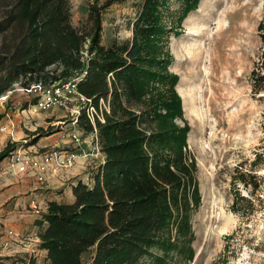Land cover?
Returning <instances> with one entry per match:
<instances>
[{
    "label": "trees",
    "instance_id": "trees-1",
    "mask_svg": "<svg viewBox=\"0 0 264 264\" xmlns=\"http://www.w3.org/2000/svg\"><path fill=\"white\" fill-rule=\"evenodd\" d=\"M115 1L120 0L88 6L92 55L86 59L81 53L85 36L70 23L69 0H15L10 12L21 36L0 56V94L21 78L29 83L76 74L79 92L96 105L108 95L114 110L123 109L121 96L127 104L146 96L149 101L139 114L124 110V118L106 115L104 124L97 121L107 157L92 185L78 180L72 186L73 201H51L36 222L39 247L46 250L49 264H178L174 255L185 262L194 256L190 216L199 204V192L195 162L188 161L184 151L190 126L172 120L182 117V106L175 88L178 76L168 71L172 56L164 43L199 0H179V14L170 28L162 13L169 0H143L130 40L106 47L100 44L101 11ZM258 29L264 43V20ZM56 63L63 69L49 67ZM253 75L254 83L264 88V75ZM155 84L161 88L152 94ZM149 115L157 125L146 134L138 127ZM83 118L80 122L91 130ZM7 147L0 161L14 146ZM236 175L257 187L253 174ZM243 200L251 204L237 191L232 209L237 211ZM88 250L92 253L83 261Z\"/></svg>",
    "mask_w": 264,
    "mask_h": 264
},
{
    "label": "rangeland",
    "instance_id": "rangeland-1",
    "mask_svg": "<svg viewBox=\"0 0 264 264\" xmlns=\"http://www.w3.org/2000/svg\"><path fill=\"white\" fill-rule=\"evenodd\" d=\"M14 2L0 0V56L21 36L20 27L10 17ZM104 2L69 0L70 23L85 36L81 47L85 59L92 55L88 51L91 21L87 8L91 4L101 6ZM142 2L120 0L102 10L100 44L107 47L115 41L130 40L132 22ZM179 5V0H169L168 8L162 11L169 28L175 26ZM261 20H264V0H199L196 9L188 12L182 20L179 31L175 34L172 29L165 40V48L172 56L168 71L178 76L175 88L182 106V117L172 120L178 126L184 121L190 126L184 151L187 160L190 158L195 162L194 177L199 192V204L190 216L194 256L185 262L181 256L174 255V259L180 261L178 264H264V88L254 83L253 75V72L264 75V63L261 65L264 43L258 29ZM51 68L61 70L63 65L56 63ZM110 76L108 74V78ZM16 82L28 84L26 78ZM155 87L152 94L161 88L156 84ZM111 99L108 95L99 101L104 120L101 124H104L106 115L119 120L127 116L126 112L139 114L149 103L148 96L130 104L121 96L119 100L123 109L116 107L114 110ZM32 102V95L15 91L0 106V124L5 123L7 117L12 118L17 140L12 141L8 134L0 132V152L6 146H14V149L20 139H26L25 145L31 144L32 149L41 151L57 144L64 129H79L87 141L92 138L91 131L80 121L77 125L71 124V114L67 110L22 111ZM97 111L99 113V109ZM159 111L164 112L163 109ZM155 125L157 123L151 121L149 115L138 129L149 134ZM96 128V138L91 139L90 145L97 139L99 154L80 160L66 174L59 175L55 183L40 184L25 174L2 175L0 169V180L8 178L14 183L33 184L35 189L30 198L38 204L37 207L28 206L30 191L19 190L10 198L9 202L24 200L18 210L35 212L24 215L29 227L23 234L11 233L14 228L1 218V263L49 264L46 254L38 250L39 241H35L40 228L36 222L54 201L45 194L52 191L59 202L67 203L74 199L71 188L78 180L92 185L97 168L107 157ZM146 151H150L149 147ZM1 161L0 167L5 164ZM239 171L253 174L252 182H256L257 187L253 189L249 185L251 181L244 184L239 180L236 175ZM237 191L251 204L246 200L239 201L237 211H234L231 205ZM2 203L0 201V205ZM4 246L6 249L2 250ZM91 253V250L84 253L83 261L88 260Z\"/></svg>",
    "mask_w": 264,
    "mask_h": 264
},
{
    "label": "built area",
    "instance_id": "built-area-1",
    "mask_svg": "<svg viewBox=\"0 0 264 264\" xmlns=\"http://www.w3.org/2000/svg\"><path fill=\"white\" fill-rule=\"evenodd\" d=\"M79 78L80 76L76 75L72 78L37 80L26 85L14 82L0 94V106L6 103L15 91L32 95L33 102L22 111L39 112L55 108L67 110L71 114L70 122L73 125H77L80 116L83 115L92 126L90 130L91 137L96 138L97 121H104L99 107L101 104L99 101L102 102L103 98L98 99L97 105L92 103L91 98L79 92L77 86ZM0 132L8 134L12 141H17L14 137V121L12 118L7 117L6 122L0 124ZM65 135L67 138H65ZM91 139L87 141L79 129H64V133L58 139L57 144L41 151L32 149L31 144L25 145L26 139H20L19 144L3 159L5 164L0 167L2 175L25 174L35 178L40 184L55 183L59 175L66 174L80 160L85 161L88 157L99 154L97 139L90 145ZM30 205L32 207L38 206L34 198H31Z\"/></svg>",
    "mask_w": 264,
    "mask_h": 264
},
{
    "label": "crops",
    "instance_id": "crops-1",
    "mask_svg": "<svg viewBox=\"0 0 264 264\" xmlns=\"http://www.w3.org/2000/svg\"><path fill=\"white\" fill-rule=\"evenodd\" d=\"M1 163H4V160L1 161ZM50 187H56V186H50ZM0 188H2L1 193H0V201L1 203L3 202V200L6 202H8V204L2 203L0 205V220L3 217V221L5 220V223L8 224L10 227H13L14 230L11 229V233L13 232L14 234L17 233H21L23 234L24 232H27L28 229V225L27 223L24 221L23 217L24 215H26L27 213H31L34 210H18V205L24 202V200L22 199H16V201H13L14 199H12V201L9 202L10 198L12 196H14L19 190L22 192H29L28 195V199L33 195V190L35 189V186L33 184L30 185V183H14L11 182L8 178L6 179H2L0 180ZM4 188V190H3ZM71 192H72V188H71ZM53 195V196H52ZM45 196H47V198L49 200H54L58 203H63V202H59L58 200V196H55L54 193L52 191H47V193L45 194ZM31 199V198H30ZM73 200L71 199L69 202H72ZM67 202V203H69ZM29 207H31L30 203L28 204ZM35 212V211H34ZM30 215V214H29ZM30 219V218H29ZM34 226V225H32ZM39 231V230H38ZM38 231L35 234V241L37 240V242L39 241L38 238ZM5 248H3L2 250L6 249V246H4ZM35 250V249H32ZM39 251H42L43 253L46 254V250L38 248ZM31 255V254H29Z\"/></svg>",
    "mask_w": 264,
    "mask_h": 264
}]
</instances>
